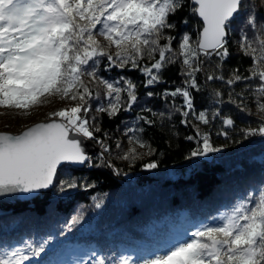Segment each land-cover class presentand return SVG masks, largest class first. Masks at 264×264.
Returning a JSON list of instances; mask_svg holds the SVG:
<instances>
[{"label": "snow or ice", "instance_id": "obj_1", "mask_svg": "<svg viewBox=\"0 0 264 264\" xmlns=\"http://www.w3.org/2000/svg\"><path fill=\"white\" fill-rule=\"evenodd\" d=\"M186 3L189 15L173 19ZM247 8L244 0H0V109L29 116L54 100L65 104L16 134L0 131V205L10 199L37 201L53 190L58 201L70 200L74 191L95 186L78 182L71 174L57 182L64 171L106 168L115 176H127L113 159L131 168L153 155L155 149L143 138L144 126L151 128L157 120H171L176 114L194 131L185 137L196 144L186 160L206 161L224 150L200 127L210 128L216 120L221 125L218 136L241 143L230 138L228 129L235 128V120L223 108L232 106L251 116L249 100L260 122L240 129L242 140L264 139V16L258 23ZM190 18L196 21L191 31ZM241 23L236 43L250 60L247 74L238 67L225 74L234 25ZM173 65H179L181 86L157 92L167 83L164 73ZM113 71L117 77L106 78L104 74ZM133 72L139 73L141 82L129 75ZM215 82L222 87H214ZM141 83L143 93L138 91ZM196 94L206 95L210 107L197 111ZM154 99L164 100L167 111L150 107ZM133 112L130 121L121 116ZM105 116L120 120L129 144L124 150L115 140V156L113 137L102 128ZM89 142L99 149L95 157L87 150ZM158 167L153 160L144 163L142 171ZM261 174L264 178V161ZM92 201L95 209L102 208L101 198ZM56 210L50 205L45 213L54 215ZM84 221L83 212H77L59 236ZM52 240V235L38 243L24 239L23 246L4 248L0 264H26L45 253ZM91 255L95 258L90 264H136L132 256L106 259L95 251ZM139 264H264V186L208 220L177 231Z\"/></svg>", "mask_w": 264, "mask_h": 264}, {"label": "trees", "instance_id": "obj_2", "mask_svg": "<svg viewBox=\"0 0 264 264\" xmlns=\"http://www.w3.org/2000/svg\"><path fill=\"white\" fill-rule=\"evenodd\" d=\"M244 3L248 6L246 11H254L258 23L261 22L259 18L264 16V0H244ZM188 15L186 3L183 10L173 19ZM190 19L188 30L191 31L195 28L196 21L195 18ZM241 27L242 23L234 25L235 32L231 38L230 49L232 58L224 68L225 74L237 67L242 73L247 74L246 69L250 60L240 53L236 43ZM249 35H251L250 31ZM178 68L179 65H173L164 73L167 83L159 86L156 89L157 92L165 87L174 89L181 86L182 77L178 75ZM104 75L106 78H115L118 72L113 71ZM129 75L137 82L142 81V77L137 72ZM200 80L203 83L202 75ZM213 86L222 87L218 82H215ZM222 90L225 92L226 99V89ZM138 91L143 93L142 83ZM195 102L197 111L210 107V100L206 95L196 94ZM167 103H171L170 97ZM180 103L178 97L176 104ZM64 106V102L54 100L48 106L36 108L28 116L29 123L44 120L48 112ZM149 106L157 112L167 111L164 100L154 99ZM249 107L254 115L241 114L232 106L223 108L224 114L231 115L235 120V128L228 129V132L232 140L242 141L239 144L228 143L223 136L217 135V132L221 130L218 120L213 121L210 128L200 126L202 131L210 132L215 146L224 147L221 153L210 155L206 161L185 159L196 146L194 141H188L185 137L193 135L194 131L191 125L188 127L182 125L180 116L176 114L171 120L165 119L163 122L157 120L151 128L144 126L146 131L143 138L155 149L153 155L137 160L131 168L128 167L127 162L113 159L114 164L128 173L127 176H115L106 168L83 167L71 173L64 171L58 174L57 182L68 178L71 174L78 182H87L95 186L87 191L79 189L74 191L70 200L58 201L53 195L55 191L53 190L37 201L0 205V246L12 245L23 237L36 239L49 233H56L59 238L58 244L61 246H67V243L72 240L80 243L89 242L95 244L107 257L115 259L120 245L128 246L130 241L142 239L145 236L144 229L165 216L177 214L184 209L199 222L206 221L230 207L247 193L258 194L259 188L264 186L262 183L264 178L261 174V162L264 161V139L253 137L242 140L240 129L249 125L255 127L260 122L258 115L255 114L256 107L251 100H249ZM4 113L5 111L2 112L3 118L22 117L15 112ZM135 115L136 112L121 114L122 118L129 121L134 119ZM2 119L0 130L11 132L20 130V127L6 123ZM189 119L191 120L192 117ZM123 127L119 119L110 121L106 116L102 118V128L113 137L110 141L114 149L113 156L116 154L115 140L121 141L124 150L129 147L127 139L122 135ZM137 151L143 153L145 149L137 148ZM97 152L91 155L95 157ZM153 160L159 162L158 169L151 172L142 171V165ZM92 197H99L104 201L101 209H95L92 206ZM50 205L57 209L54 215L45 213ZM77 212H83L85 221H89L92 224L91 227L83 231L81 225L73 232L66 233L65 237H60L59 232L63 225ZM56 250L51 254L57 255ZM48 253L45 251L40 257L30 261H38L40 264L51 255Z\"/></svg>", "mask_w": 264, "mask_h": 264}, {"label": "rangeland", "instance_id": "obj_3", "mask_svg": "<svg viewBox=\"0 0 264 264\" xmlns=\"http://www.w3.org/2000/svg\"><path fill=\"white\" fill-rule=\"evenodd\" d=\"M98 39L102 38L98 37ZM4 111V109H0V120L3 118L2 112ZM12 112L17 113L15 110ZM2 120H5L6 123H12L16 127H20V130L31 124L29 123L28 116H22L21 118H14L13 116L4 117ZM198 222L199 220L191 217L190 213L184 209L180 210L177 214L165 216L161 220H157L151 225L147 226V228L144 229L145 236L142 239L130 241L128 246L120 245L117 251L118 255L115 258H119L120 256H132L133 260L136 261V264H139L141 260L151 257L156 246L161 241L173 236L177 231L183 229L184 227ZM91 225L92 224H90L89 221H84L82 224V230H88ZM49 235L53 236V240L46 248V251L49 252L48 254L50 255L51 253L55 252L54 250L57 249V255L51 254L48 259L43 260L40 264H84V261H89L90 264L91 260L95 258L91 255L93 251H95L99 256H104L106 259H111L110 257H107L101 250H99L93 243H80L72 240L71 242L67 243V246H61L58 244L59 238L58 234L56 233H49L44 237L39 236L40 238L30 240H32L34 243H38L42 239L47 238ZM23 238L19 242H13L12 245L8 244L0 246V251H2L4 248L23 246L22 242L25 239ZM32 259L33 258H30V260ZM26 264H38V261H30L26 262Z\"/></svg>", "mask_w": 264, "mask_h": 264}, {"label": "water", "instance_id": "obj_4", "mask_svg": "<svg viewBox=\"0 0 264 264\" xmlns=\"http://www.w3.org/2000/svg\"><path fill=\"white\" fill-rule=\"evenodd\" d=\"M44 120H45V119H44ZM40 121H41V120L36 121V122H33V123H31L30 125H32V124H34V123H37V122H40ZM30 125H28V126H30ZM24 128H25V127H24ZM24 128H23V129H24ZM23 129H21V130H23ZM21 130H19V131H21ZM1 131H2V130H1ZM19 131H17V132L6 131V132H10V133L16 134V133H18ZM87 150H88L89 154L91 155V154L97 152L99 149H98L97 147H93L92 144H91V142H89V143L87 144ZM23 202H26L25 199H24V198H20L19 200H16V199H10V200L6 201L5 203L18 204V203H23Z\"/></svg>", "mask_w": 264, "mask_h": 264}]
</instances>
